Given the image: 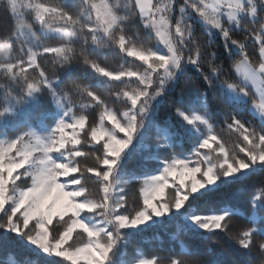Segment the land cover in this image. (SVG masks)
<instances>
[{
	"label": "snow or ice",
	"instance_id": "snow-or-ice-1",
	"mask_svg": "<svg viewBox=\"0 0 264 264\" xmlns=\"http://www.w3.org/2000/svg\"><path fill=\"white\" fill-rule=\"evenodd\" d=\"M0 11V73L11 81L0 95V136L9 137L0 139V228L25 236L51 264H129L126 236L134 232L126 230L143 233L142 225L170 217L167 255L137 257L133 264H256L236 258L254 251L264 264V243H256L264 237V186L244 187L256 169L264 171V0H0ZM130 18L146 36L126 31ZM153 35L163 47L144 46ZM250 43L258 48L255 61ZM113 48L138 58L142 70H109L92 58ZM48 54L62 68L78 59L97 77L72 85L87 103L75 104L65 80L49 75L39 62ZM233 67L239 79L232 78ZM112 81L122 86L108 95L124 103L123 111L97 91ZM46 99L64 112L42 136L34 129L47 119ZM95 107L102 111L84 133V151L83 110ZM218 116L238 134L231 147L216 132ZM177 139L197 147L187 155L172 151L156 174L118 178L126 152L129 161L144 150L162 155ZM89 157L93 164L82 163ZM171 177L179 183L173 180L171 198H163ZM136 183L140 191L130 204L124 189ZM76 229L79 246L69 244Z\"/></svg>",
	"mask_w": 264,
	"mask_h": 264
},
{
	"label": "trees",
	"instance_id": "trees-1",
	"mask_svg": "<svg viewBox=\"0 0 264 264\" xmlns=\"http://www.w3.org/2000/svg\"><path fill=\"white\" fill-rule=\"evenodd\" d=\"M39 2V0H36ZM53 3H60L62 0H51ZM72 2V0H69ZM99 2V0H96ZM115 2V0H112ZM123 0H121V3ZM155 2V0H154ZM123 14V13H122ZM0 15H2V11H0ZM31 20V18H30ZM36 27H39L36 25ZM258 28L259 25H256ZM137 30L141 31L142 36H146V32L143 31L142 25H138L135 18H130V20L126 23V31L131 34ZM202 31L198 32L197 35L200 39H204L202 35ZM46 43L52 44L56 46V41H45ZM222 42V41H221ZM145 47H156L159 46V42L157 37L153 35L150 39L144 40ZM18 47V46H17ZM75 51L77 57L81 51V45L77 43L75 46ZM90 47H93L90 45ZM249 51L251 54V58L255 61L258 57L255 52L258 51L253 44H249ZM18 54V53H14ZM93 59H97L101 66L107 67L109 70H119L121 67L124 69L130 70H142V63L138 58L135 57H127L124 53H119L116 49L110 50H102L101 53L92 57ZM2 59V57H0ZM56 57L52 54H48L47 56L40 57L39 62L42 66L48 71L51 76L53 72L56 75L60 76L61 79L65 80V85L62 87H67L69 89V94L72 97V100L75 104L79 105L82 101L87 103V100L82 97L73 87V84H88L95 83L96 76L91 72V70L85 71L84 66L78 59H74L72 61V65L70 69L68 66L61 67L60 65L55 63ZM29 73L33 76L35 73H32L31 69H28ZM232 78L239 79V77L234 72V67L231 69ZM98 79H105L103 77H99ZM132 86L135 87V78H132ZM11 86V81L8 77H6L3 73H0V95H2L3 90ZM117 86L120 85L119 81H112L110 87L99 88L98 92L102 93L104 98L108 100L109 106L123 111L125 110V105L121 101H116L114 97L108 95L109 91L117 90ZM28 105L22 106L23 110L28 109ZM42 112H45L47 115V119L44 121V125L42 127H36L34 130H44L46 134H49L53 127L56 125L58 118L63 114L64 110L59 108L55 103L48 101L47 99L44 101V106L41 109ZM102 111L101 108H88L83 110V114L88 116V121L85 124L84 129L80 132L79 138L81 139L80 147L82 150L87 151L88 148L84 145V133L88 131L89 127L93 124L98 123L99 114ZM81 114V110L77 108V115ZM247 119L253 121V123L259 127V120L254 119L251 115H246ZM214 126L216 128V132L223 137L224 142H226V146L231 147L233 143L238 142V134L234 131H229L224 125V117L218 116L217 120L214 122ZM199 135V133H197ZM71 137V136H69ZM0 138L8 139L9 137L0 136ZM102 143V142H101ZM135 144V142H134ZM97 148L100 145H96ZM197 147L194 143H187L183 139H177L174 142H170V148L167 152H164L162 155L155 152L154 150H144L141 151L133 160L129 161L127 152L121 160V168L117 172V176L120 180H129L133 178H143L150 174H156L160 171L162 167L163 158L171 155L172 151H175L176 154L187 155L190 154ZM215 147V145H214ZM132 151L131 147L128 150ZM82 159V163H87L89 165L94 163V160L89 157L86 161ZM249 173H253V169H249ZM74 175V174H73ZM264 176V171L260 169H256L255 173L248 181L245 182L244 187L247 188L251 183H254L256 188L258 189L264 184L261 183L262 178ZM254 178L253 181H251ZM67 179V178H65ZM172 186L173 183H169L168 188L164 190L163 198H171L172 195ZM93 191H95V185H90ZM125 192L129 195V203L135 204L137 195L140 191V184L136 183L135 185L129 184L125 186ZM202 191H206L202 190ZM196 202L199 206L204 207L205 205L201 202L204 198L201 197V193L195 194ZM142 202V201H141ZM241 215L244 214L243 208L239 209ZM180 212H184V209H181ZM188 214H185L183 217H179L181 220H187ZM58 217L54 218L53 226L55 225ZM67 219V217H65ZM156 220L163 221L162 224H158L155 227L150 228L148 225H142L141 229H147L146 232L140 233V229L135 230H126L133 231L134 233L126 236V240L128 241V246L126 249L125 259L129 261V264H133L137 257H145L150 258L153 255L166 256L168 249L172 246V236L174 235V222L170 217H159L155 218ZM2 223V221H0ZM31 223H35L32 221ZM151 224V223H150ZM52 226H49V230H51ZM81 229H76L73 232L72 239L69 241V244L79 246L82 244V237L80 235ZM86 239V236L84 237ZM178 243V242H177ZM256 243L259 245L260 243H264V237H257ZM67 247V245H65ZM219 251V250H217ZM245 262L249 260H255L256 264H260L259 252L254 251L251 257L239 255L236 257ZM53 259L62 260L61 257H54ZM0 264H51L50 258L41 251L36 245L30 243L25 236L17 234L15 231H8L5 228H0ZM64 264H70V262L65 261Z\"/></svg>",
	"mask_w": 264,
	"mask_h": 264
},
{
	"label": "rangeland",
	"instance_id": "rangeland-1",
	"mask_svg": "<svg viewBox=\"0 0 264 264\" xmlns=\"http://www.w3.org/2000/svg\"><path fill=\"white\" fill-rule=\"evenodd\" d=\"M157 40H158V38H157ZM159 42V41H158ZM159 45L161 46V47H163V45L162 44H160L159 43ZM234 72H235V74L238 76V73H236V70H235V68H234ZM239 77V76H238ZM61 118H63V114L58 118V121H59V119H61ZM58 121H57V123H58ZM56 123V124H57ZM56 126V125H55ZM55 126L53 127V129L55 128ZM67 132H68V135L69 136H71V130L69 129V130H67ZM37 133L38 134H40V135H47L46 134V131H44V130H38L37 131ZM0 139H5V138H0ZM189 167H191V164L189 165ZM18 171H23V169H19ZM180 171H183V169H179L178 168V172H180ZM249 171V170H248ZM184 178H185V181H186V183H190L191 182V174L190 173H187V172H185V176H184ZM196 178L197 179H199V174H196ZM65 178L64 177H62L61 178V180L63 181ZM173 180H175L176 181V183H179V178L178 177H171L170 179H169V183H173ZM164 194V193H163ZM188 218V217H187ZM155 219V218H154ZM150 223H152V222H150ZM42 251V250H41ZM43 252V251H42Z\"/></svg>",
	"mask_w": 264,
	"mask_h": 264
},
{
	"label": "crops",
	"instance_id": "crops-1",
	"mask_svg": "<svg viewBox=\"0 0 264 264\" xmlns=\"http://www.w3.org/2000/svg\"><path fill=\"white\" fill-rule=\"evenodd\" d=\"M153 2H154V0H153Z\"/></svg>",
	"mask_w": 264,
	"mask_h": 264
}]
</instances>
